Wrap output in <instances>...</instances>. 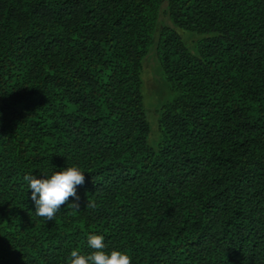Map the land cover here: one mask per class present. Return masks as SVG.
I'll return each mask as SVG.
<instances>
[{"label":"trees","instance_id":"obj_1","mask_svg":"<svg viewBox=\"0 0 264 264\" xmlns=\"http://www.w3.org/2000/svg\"><path fill=\"white\" fill-rule=\"evenodd\" d=\"M67 167L78 199L37 216L23 177ZM90 234L131 264H264V0H0V264Z\"/></svg>","mask_w":264,"mask_h":264},{"label":"clouds","instance_id":"obj_2","mask_svg":"<svg viewBox=\"0 0 264 264\" xmlns=\"http://www.w3.org/2000/svg\"><path fill=\"white\" fill-rule=\"evenodd\" d=\"M44 177L37 179L33 175H25L23 179L27 182L28 189H31L35 214L52 220L69 197L78 199L76 186L84 183V175L77 167H67ZM73 206L78 207L75 204ZM87 245L93 251L82 255L80 251L73 249L70 252L69 264H131L130 257L121 251H103L105 244L101 235H88Z\"/></svg>","mask_w":264,"mask_h":264},{"label":"rangeland","instance_id":"obj_3","mask_svg":"<svg viewBox=\"0 0 264 264\" xmlns=\"http://www.w3.org/2000/svg\"><path fill=\"white\" fill-rule=\"evenodd\" d=\"M146 70V80H147V88L145 87V94H144V104L146 108L149 110V107L154 106L156 102L154 101L155 98H159V93L160 91H156L158 88V85L156 84L153 74H152V69L150 65L145 66ZM162 89V88H161ZM156 95V97H155ZM164 99V96H162V100Z\"/></svg>","mask_w":264,"mask_h":264}]
</instances>
